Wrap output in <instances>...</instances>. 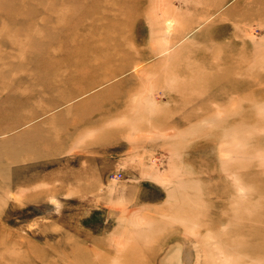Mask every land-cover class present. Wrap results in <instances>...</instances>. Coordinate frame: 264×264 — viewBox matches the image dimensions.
I'll list each match as a JSON object with an SVG mask.
<instances>
[{"label": "rangeland", "instance_id": "rangeland-1", "mask_svg": "<svg viewBox=\"0 0 264 264\" xmlns=\"http://www.w3.org/2000/svg\"><path fill=\"white\" fill-rule=\"evenodd\" d=\"M174 263L264 264V0H0V264Z\"/></svg>", "mask_w": 264, "mask_h": 264}, {"label": "bare ground", "instance_id": "bare-ground-1", "mask_svg": "<svg viewBox=\"0 0 264 264\" xmlns=\"http://www.w3.org/2000/svg\"><path fill=\"white\" fill-rule=\"evenodd\" d=\"M155 1H157V0H155ZM160 1V0H159ZM162 2H163V0H162ZM157 3V2H156ZM166 3V2H165ZM167 4V3H166ZM160 5H162V4H160ZM159 6V5H158ZM155 7V6H154ZM156 8H157V5H156ZM160 8V7H159ZM162 8V7H161ZM166 8V7H165ZM168 10V9H167ZM169 11V10H168ZM164 12H165V10H164ZM151 13V12H150ZM161 13V12H160ZM166 13H167V11H166ZM169 13V12H168ZM156 14H158V13H156ZM153 16L155 17V15L153 14ZM160 17V16H159ZM165 17V16H164ZM158 18V17H157ZM166 18V17H165ZM154 19V18H153ZM172 20V19H171ZM170 19L169 20H167V21H165L164 19H163V22L165 21L166 22V24H165V27H166V32H168V33H171L172 31H173V29H174V24H173V22H176V21H171ZM173 20H175V19H173ZM160 21V20H159ZM158 39H160V37L158 38ZM155 40V39H154ZM157 40V39H156ZM153 42V41H152ZM155 46V45H154ZM155 48V47H154ZM164 50V49H163ZM165 51V50H164ZM163 52V51H162ZM168 52V51H167ZM165 59H166V57H165ZM165 62V61H164ZM166 63V62H165ZM144 65V64H143ZM139 68V67H138ZM145 68V67H144ZM136 70V69H135ZM148 72V71H147ZM143 73H145V72H143ZM153 74V73H152ZM142 75V74H141ZM143 92H145V91H143ZM148 92V91H147ZM156 93H157V91H156ZM161 93V92H160ZM148 94V93H147ZM153 97V96H152ZM154 99V98H153ZM156 99V98H155ZM219 112V111H218ZM222 253V252H221ZM220 255V254H219ZM230 257V256H229ZM228 260V259H227ZM229 262V261H228ZM223 263V262H222ZM174 264H176V263H174ZM227 264V263H226Z\"/></svg>", "mask_w": 264, "mask_h": 264}]
</instances>
